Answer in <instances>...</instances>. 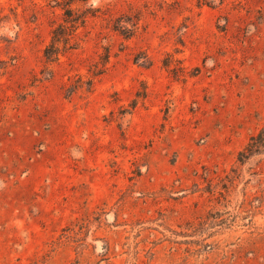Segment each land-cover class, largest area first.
Returning a JSON list of instances; mask_svg holds the SVG:
<instances>
[{
    "label": "rangeland",
    "instance_id": "374dc122",
    "mask_svg": "<svg viewBox=\"0 0 264 264\" xmlns=\"http://www.w3.org/2000/svg\"><path fill=\"white\" fill-rule=\"evenodd\" d=\"M0 264H264V0H0Z\"/></svg>",
    "mask_w": 264,
    "mask_h": 264
},
{
    "label": "trees",
    "instance_id": "16d2710c",
    "mask_svg": "<svg viewBox=\"0 0 264 264\" xmlns=\"http://www.w3.org/2000/svg\"><path fill=\"white\" fill-rule=\"evenodd\" d=\"M67 4H68V2H67Z\"/></svg>",
    "mask_w": 264,
    "mask_h": 264
}]
</instances>
